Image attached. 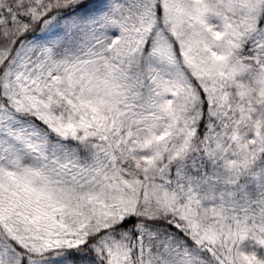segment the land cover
<instances>
[{
  "label": "snow or ice",
  "instance_id": "snow-or-ice-1",
  "mask_svg": "<svg viewBox=\"0 0 264 264\" xmlns=\"http://www.w3.org/2000/svg\"><path fill=\"white\" fill-rule=\"evenodd\" d=\"M0 264H264V0H0Z\"/></svg>",
  "mask_w": 264,
  "mask_h": 264
}]
</instances>
